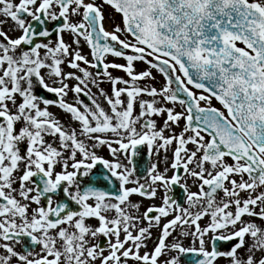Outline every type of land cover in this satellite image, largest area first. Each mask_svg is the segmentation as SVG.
Masks as SVG:
<instances>
[{"label":"snow or ice","instance_id":"snow-or-ice-1","mask_svg":"<svg viewBox=\"0 0 264 264\" xmlns=\"http://www.w3.org/2000/svg\"><path fill=\"white\" fill-rule=\"evenodd\" d=\"M0 264H264V0H0Z\"/></svg>","mask_w":264,"mask_h":264},{"label":"flooded vegetation","instance_id":"flooded-vegetation-1","mask_svg":"<svg viewBox=\"0 0 264 264\" xmlns=\"http://www.w3.org/2000/svg\"><path fill=\"white\" fill-rule=\"evenodd\" d=\"M214 103H215V101H214Z\"/></svg>","mask_w":264,"mask_h":264}]
</instances>
